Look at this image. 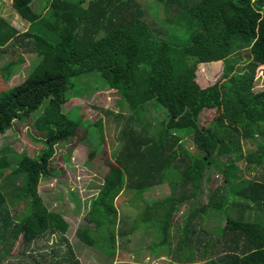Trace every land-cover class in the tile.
<instances>
[{
  "label": "trees",
  "instance_id": "1",
  "mask_svg": "<svg viewBox=\"0 0 264 264\" xmlns=\"http://www.w3.org/2000/svg\"><path fill=\"white\" fill-rule=\"evenodd\" d=\"M144 1L52 0L42 13L35 9L37 0H13L12 9L29 24L28 31L21 34L0 20V49L19 44L16 50L36 58L23 84L0 92V135L15 122L33 120L48 147L38 159L18 156L17 166L3 178L12 194L19 186L13 204L24 202L26 209L14 220L0 208V239L8 234L11 245L20 238L29 248L47 234L67 233L62 217L46 209L38 185L60 175L48 163L52 145L72 141L80 127L78 119L62 112L77 86L72 80L96 74L103 88L114 90L128 106L130 116L119 134L115 163L85 207L92 229L78 231L79 241L114 257L118 238L142 228L157 238L152 255H166L169 264H264V175L249 179L239 165L264 169V90L254 91L257 69L264 66V0H156L164 18L158 21L185 35L180 45L145 21ZM241 53L248 65L239 70ZM24 59L4 68V82ZM211 65L222 67L221 76L201 87L197 72ZM209 110L216 116L202 125ZM150 111L160 121L149 122ZM187 137L195 154L183 147ZM246 141L255 149L244 151ZM94 159L89 152L87 163ZM214 171L221 182L207 188V203L201 205L203 189L211 183L206 175ZM163 185L169 196L147 204L144 195ZM124 192L133 194L128 201L141 212L133 227L118 230L115 202ZM3 203L0 194V207ZM186 206L191 215L182 228L175 226V216ZM41 260L80 264L69 248L66 255L53 252Z\"/></svg>",
  "mask_w": 264,
  "mask_h": 264
},
{
  "label": "rangeland",
  "instance_id": "2",
  "mask_svg": "<svg viewBox=\"0 0 264 264\" xmlns=\"http://www.w3.org/2000/svg\"><path fill=\"white\" fill-rule=\"evenodd\" d=\"M51 1L37 0L38 3L35 9L41 10L44 13L47 10L46 5L50 4ZM67 1L76 4L78 0ZM141 7L145 13V21L157 26L156 29H160L162 33L160 36L162 38L169 40L175 45L185 42L186 37L183 33L175 29L171 30L167 26L168 24L158 21L163 11L158 6L156 0H145ZM160 18L164 19L163 17ZM1 19L8 21L21 34L27 32L26 28L28 24L21 20L12 9V0H0ZM15 21L17 22L16 26ZM155 21H157V25ZM23 26H25L24 29ZM22 30L26 32L22 33ZM166 32L167 36L165 35ZM15 46L17 48L19 44L14 45V50L10 47L0 49V92H5L23 84L35 66L33 65V62L36 61L35 55L28 54L25 49L16 50ZM240 55H242L243 59L238 64L239 70L248 65L245 59L246 53H241ZM20 56H24L25 63L13 72L12 77L7 82H4V68L17 62ZM221 68L219 65L203 68V73L198 77L200 86L204 87L218 80L221 76ZM205 71H210V73ZM54 74L62 75L63 72ZM65 75H68V73L66 72ZM72 81L77 83V86L68 95L70 100L63 106L62 112L67 117L71 116L74 120L78 119L80 127L76 131L77 134L72 141L58 146L56 144L52 145V161L50 158L48 163L60 175L49 181H41L38 185V195L42 199L46 209L49 212L59 214L67 223L68 231L64 236L47 234L43 238L33 242L29 248L22 244L20 238L15 244L11 245L10 241H6L9 235H5L6 238L2 236L0 239V264H46L45 261L41 260V256L47 255L50 257L53 252L66 255L68 248L75 254L80 264H169L172 260L169 261L166 255L160 254V258L152 255L154 244H158L157 238L153 235L148 236L142 228L126 239L118 238L117 254L114 257L104 256L98 251L84 245L77 238L78 231L92 229V226L88 225L85 207L96 196V190L101 187L106 172L115 163L121 143L119 134L126 119L130 116V111L127 105L120 103L119 95L114 90L103 88L104 85H101L96 74L82 76ZM262 90H264V67L259 66L254 81V91L258 92ZM47 102L45 101L41 105L40 110L45 107ZM148 110H150V107H148ZM215 116L216 112L214 110L203 113L201 124L207 125ZM149 117L148 121L152 122L151 120L158 118V115L150 111ZM158 120L160 121V118ZM96 126H99V128ZM97 129L99 131H96ZM135 129L139 130L141 128L136 127ZM183 134L185 135L186 133L183 132ZM98 135L102 137V142L98 140ZM43 140L33 120L15 122L10 131L0 135V194L4 195L6 199V203H3L0 208L10 213L11 219L15 220L17 215L21 216L25 212L26 207L24 202L17 203L16 205L13 204L17 202H14V199L17 196L16 190L19 186H16V190L13 189L12 194L9 186L4 184L2 180L17 166L18 156L38 159L44 154L48 147L43 145ZM97 143H99L98 147H96ZM183 147L192 154L196 153V148L190 137L183 140ZM243 149L244 151H250L255 149V146L253 142L246 141L244 142ZM91 151L95 153V159L87 163L88 155ZM239 165L249 179L264 175V169L262 168L250 171L246 170V166L242 162ZM206 177L211 183L203 189V204L201 203V205L207 203L206 196L209 194L207 188H216V185L221 182L222 178L215 171L211 172L210 175H206ZM19 183L18 181L17 184ZM132 196V193L124 192L115 202L119 223L118 230H127L133 227L134 220L141 212L140 206L134 205V207L128 201ZM168 196L169 189L166 185H163L148 191L144 195V200L147 204L151 205L162 202ZM189 206L182 208L175 216V226H181L182 228L183 224L187 221L192 210ZM136 208L140 209L139 212L136 211ZM18 222L14 221L13 224H18ZM212 226L214 225L205 227V229L209 230ZM8 231L11 234L12 228L10 227ZM179 235V233L174 232V237ZM173 243L174 246L177 244L175 238ZM6 249L9 252L6 253Z\"/></svg>",
  "mask_w": 264,
  "mask_h": 264
},
{
  "label": "crops",
  "instance_id": "3",
  "mask_svg": "<svg viewBox=\"0 0 264 264\" xmlns=\"http://www.w3.org/2000/svg\"><path fill=\"white\" fill-rule=\"evenodd\" d=\"M13 1V0H12ZM16 24H17V22L15 21V26H16ZM28 24V23H27ZM25 28V26H23V29ZM28 29H29V24L27 25V28H26V31H28ZM26 31H23L22 30V33H24V32H26ZM264 67V66H263ZM205 72H207V73H210V71H205ZM201 73H203L202 71H198L197 72V74H198V77H199V75L201 74Z\"/></svg>",
  "mask_w": 264,
  "mask_h": 264
}]
</instances>
